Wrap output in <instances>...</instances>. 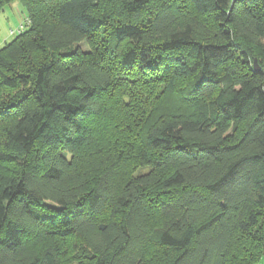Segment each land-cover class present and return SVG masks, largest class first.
<instances>
[{
  "label": "trees",
  "instance_id": "16d2710c",
  "mask_svg": "<svg viewBox=\"0 0 264 264\" xmlns=\"http://www.w3.org/2000/svg\"><path fill=\"white\" fill-rule=\"evenodd\" d=\"M18 1L0 264H258L264 0Z\"/></svg>",
  "mask_w": 264,
  "mask_h": 264
},
{
  "label": "rangeland",
  "instance_id": "374dc122",
  "mask_svg": "<svg viewBox=\"0 0 264 264\" xmlns=\"http://www.w3.org/2000/svg\"><path fill=\"white\" fill-rule=\"evenodd\" d=\"M25 17V8L18 0L11 1L0 8V48L13 38V35H10V30L16 29L21 22H24ZM81 45L85 47V44L82 43ZM81 250H83L82 256L84 253L89 252V249L80 239L72 237L66 245V252L62 256L63 259L60 264H71L75 260L73 258L75 253L77 251L81 252ZM80 257L77 259H80Z\"/></svg>",
  "mask_w": 264,
  "mask_h": 264
},
{
  "label": "built area",
  "instance_id": "2783aa9c",
  "mask_svg": "<svg viewBox=\"0 0 264 264\" xmlns=\"http://www.w3.org/2000/svg\"><path fill=\"white\" fill-rule=\"evenodd\" d=\"M28 24H29V19L25 17L24 22H21L16 29L10 30V35L14 36L16 33L20 32L23 29L24 25H28Z\"/></svg>",
  "mask_w": 264,
  "mask_h": 264
},
{
  "label": "crops",
  "instance_id": "0c3cea01",
  "mask_svg": "<svg viewBox=\"0 0 264 264\" xmlns=\"http://www.w3.org/2000/svg\"><path fill=\"white\" fill-rule=\"evenodd\" d=\"M258 264H264V256L260 259V261L258 262Z\"/></svg>",
  "mask_w": 264,
  "mask_h": 264
}]
</instances>
